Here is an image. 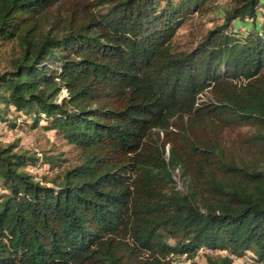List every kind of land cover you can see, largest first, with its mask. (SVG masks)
I'll list each match as a JSON object with an SVG mask.
<instances>
[{
	"label": "trees",
	"instance_id": "1",
	"mask_svg": "<svg viewBox=\"0 0 264 264\" xmlns=\"http://www.w3.org/2000/svg\"><path fill=\"white\" fill-rule=\"evenodd\" d=\"M206 1L0 0V124L82 150L49 186L0 145V264L264 263V0L176 50Z\"/></svg>",
	"mask_w": 264,
	"mask_h": 264
},
{
	"label": "rangeland",
	"instance_id": "2",
	"mask_svg": "<svg viewBox=\"0 0 264 264\" xmlns=\"http://www.w3.org/2000/svg\"><path fill=\"white\" fill-rule=\"evenodd\" d=\"M231 3L232 0H207L202 10L182 21L172 37V44L175 49L179 51L196 46L208 30L223 22L224 13ZM235 34L241 35L240 33ZM18 53L19 48L15 40L0 43V71L6 69L9 60L17 56ZM61 94H64V91ZM237 131H230V135L234 136ZM241 131H248V128H241ZM14 141L17 142L20 150L28 151L30 154L36 153V156L44 154L58 158L59 165L55 169H51L47 164L43 165L42 163L34 168L33 173L36 175V180H40L42 185L51 186L54 182L53 179L58 175L61 176L64 170L82 161V150L79 146L68 143L60 134L44 129L41 124L36 127L27 124L7 131L0 129V145L5 146ZM174 180L177 188L183 189L177 170L174 172ZM202 253H204L203 249H199L197 255L200 256V259ZM221 253L224 254L225 252L222 251ZM246 254L250 255L251 253L248 251ZM194 256L196 255L185 256L182 254L173 258L177 262H189ZM236 263L240 262L236 259Z\"/></svg>",
	"mask_w": 264,
	"mask_h": 264
},
{
	"label": "built area",
	"instance_id": "3",
	"mask_svg": "<svg viewBox=\"0 0 264 264\" xmlns=\"http://www.w3.org/2000/svg\"><path fill=\"white\" fill-rule=\"evenodd\" d=\"M64 91V94H62V96H65L66 95V91L65 90H63ZM62 91V92H63ZM17 122H19V120L17 121ZM0 129H2L3 131L5 130L4 129V127L0 124ZM204 252L205 253H213V251L212 250H210V249H205L204 250ZM197 256V255H196ZM194 257V261H197L198 260V256L197 257ZM191 261H189V262H182V263H186V264H188V263H190ZM238 262H240V263H237V264H245V262L243 261V260H238Z\"/></svg>",
	"mask_w": 264,
	"mask_h": 264
},
{
	"label": "clouds",
	"instance_id": "4",
	"mask_svg": "<svg viewBox=\"0 0 264 264\" xmlns=\"http://www.w3.org/2000/svg\"><path fill=\"white\" fill-rule=\"evenodd\" d=\"M203 249V251L205 250V249H208V248H202ZM211 250V249H210ZM220 252H222V251H220ZM198 253V252H197ZM197 253L195 254V255H197ZM205 253V252H204ZM213 253H214V251H213ZM205 254H212V253H205ZM185 256H187L186 254H184ZM198 256V255H197ZM195 257V256H194ZM194 259V258H193ZM191 260V262H198L199 260H200V256H198V260L197 261H194V260ZM237 260H243V259H239V258H237ZM244 261V260H243ZM190 262V263H191ZM182 263V262H181ZM186 264V263H185ZM189 264V263H188ZM234 264H237L236 263V259H234ZM259 264H264V263H259Z\"/></svg>",
	"mask_w": 264,
	"mask_h": 264
}]
</instances>
